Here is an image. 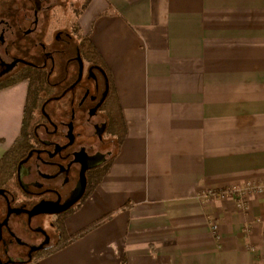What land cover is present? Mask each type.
Segmentation results:
<instances>
[{
  "label": "crops",
  "instance_id": "crops-1",
  "mask_svg": "<svg viewBox=\"0 0 264 264\" xmlns=\"http://www.w3.org/2000/svg\"><path fill=\"white\" fill-rule=\"evenodd\" d=\"M77 24L125 134L48 264H264L263 197L206 196L264 183V0H91ZM22 87L0 91V159Z\"/></svg>",
  "mask_w": 264,
  "mask_h": 264
},
{
  "label": "flooded vegetation",
  "instance_id": "flooded-vegetation-1",
  "mask_svg": "<svg viewBox=\"0 0 264 264\" xmlns=\"http://www.w3.org/2000/svg\"><path fill=\"white\" fill-rule=\"evenodd\" d=\"M65 5L0 0V91L33 89L29 136L0 179V264H48L120 148L110 75L63 26Z\"/></svg>",
  "mask_w": 264,
  "mask_h": 264
},
{
  "label": "trees",
  "instance_id": "trees-1",
  "mask_svg": "<svg viewBox=\"0 0 264 264\" xmlns=\"http://www.w3.org/2000/svg\"><path fill=\"white\" fill-rule=\"evenodd\" d=\"M90 1L91 0H85V3L83 5V9L82 10L87 8V6L89 5ZM77 32H78L79 38L81 40V46H82L83 53L89 59H91L92 61H94L96 63L103 64L102 60H101V57L98 54V52L95 49V47L93 46L89 36L80 33V29L78 28V26H77ZM32 95H33V89L30 87L29 88V92H28V96H27V99H26V104L24 105L23 119H22V125H21L20 133H19L17 139L12 144V146L4 153V155L0 159V179H1V177H3L5 175L6 171L10 169L11 163L14 161V157L17 154L20 153L21 148L24 145L25 139L29 136L30 128H31V120L29 118L28 112L33 107V98H32L33 96ZM120 121H121L122 131H121V135H120L119 147L122 144V141H123V138H124V134H125V132H124V124H123V120H122L121 114H120ZM102 177H101V179H102ZM96 225H92V226L86 228L83 231V233H86L87 231H90L91 229L95 228ZM60 247H58V249Z\"/></svg>",
  "mask_w": 264,
  "mask_h": 264
},
{
  "label": "built area",
  "instance_id": "built-area-1",
  "mask_svg": "<svg viewBox=\"0 0 264 264\" xmlns=\"http://www.w3.org/2000/svg\"><path fill=\"white\" fill-rule=\"evenodd\" d=\"M228 193L236 194L240 201L238 202V207H243L244 199L249 195H257L263 197L264 199V183H254V182H246L243 186L238 188H233V190L227 192H214L212 190L207 191L206 196L208 197H217L224 198ZM213 229L216 230L217 226L213 225Z\"/></svg>",
  "mask_w": 264,
  "mask_h": 264
},
{
  "label": "rangeland",
  "instance_id": "rangeland-1",
  "mask_svg": "<svg viewBox=\"0 0 264 264\" xmlns=\"http://www.w3.org/2000/svg\"><path fill=\"white\" fill-rule=\"evenodd\" d=\"M63 1L66 2V5L63 7L60 13L63 26L64 25L75 26L79 20L80 13H82L85 10V9L82 10L85 0H63ZM80 33L82 32L80 31ZM21 89H24V87H22Z\"/></svg>",
  "mask_w": 264,
  "mask_h": 264
}]
</instances>
